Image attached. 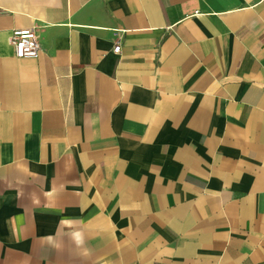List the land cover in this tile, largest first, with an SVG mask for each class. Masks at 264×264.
<instances>
[{
  "label": "crops",
  "instance_id": "obj_1",
  "mask_svg": "<svg viewBox=\"0 0 264 264\" xmlns=\"http://www.w3.org/2000/svg\"><path fill=\"white\" fill-rule=\"evenodd\" d=\"M0 264H264V0H0Z\"/></svg>",
  "mask_w": 264,
  "mask_h": 264
},
{
  "label": "built area",
  "instance_id": "obj_2",
  "mask_svg": "<svg viewBox=\"0 0 264 264\" xmlns=\"http://www.w3.org/2000/svg\"><path fill=\"white\" fill-rule=\"evenodd\" d=\"M14 48L15 55L19 58H40L42 53L41 42L36 28L15 29L9 39ZM122 45L116 44L115 53L121 51Z\"/></svg>",
  "mask_w": 264,
  "mask_h": 264
}]
</instances>
